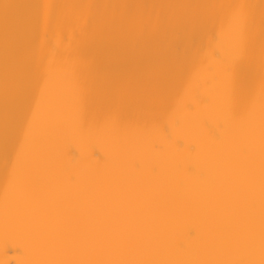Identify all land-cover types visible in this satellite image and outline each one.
Here are the masks:
<instances>
[{"label":"bare ground","instance_id":"bare-ground-1","mask_svg":"<svg viewBox=\"0 0 264 264\" xmlns=\"http://www.w3.org/2000/svg\"><path fill=\"white\" fill-rule=\"evenodd\" d=\"M0 264H264V0H0Z\"/></svg>","mask_w":264,"mask_h":264}]
</instances>
